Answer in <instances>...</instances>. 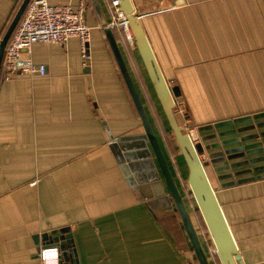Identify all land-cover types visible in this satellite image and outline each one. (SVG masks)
Instances as JSON below:
<instances>
[{
	"label": "crops",
	"instance_id": "obj_1",
	"mask_svg": "<svg viewBox=\"0 0 264 264\" xmlns=\"http://www.w3.org/2000/svg\"><path fill=\"white\" fill-rule=\"evenodd\" d=\"M23 1L0 0V44ZM112 1L87 0L90 59L73 38L34 45L30 57L46 66L44 76H7L2 67L0 264H42L40 250L55 247L44 235L65 228L72 235L67 264H200L154 154L151 167L137 157L141 118L100 27L115 13ZM131 1L168 82L180 88L199 142L217 132H200L205 127L264 111V0ZM114 33L216 264L195 223L188 167L137 48ZM221 150L203 151L208 176L245 264H264V170L250 171L264 162L231 168L243 159L222 161Z\"/></svg>",
	"mask_w": 264,
	"mask_h": 264
},
{
	"label": "water",
	"instance_id": "obj_2",
	"mask_svg": "<svg viewBox=\"0 0 264 264\" xmlns=\"http://www.w3.org/2000/svg\"><path fill=\"white\" fill-rule=\"evenodd\" d=\"M30 1L31 0L23 1L16 17L8 28L0 44V73L3 67L6 45ZM118 1L119 10L126 18L129 30L133 37V43L135 44L143 62L149 81L168 122L172 136L176 141L188 167L187 185L196 204V208L199 211L209 233V238L215 248V255L218 257L220 264H245L238 244L236 243L229 223L219 203L215 189L208 176L206 164L202 160L201 156L203 155L204 150L222 149L217 154L222 161L230 162L240 158L243 159L240 162L232 163L229 166L231 168H238L264 162V111L228 120L227 118H224L223 120L205 127L200 132H203L204 130H216L217 132L209 135L208 138H202L200 142L195 144L189 133L180 124L175 112L176 100L181 96L180 88L172 86L168 82L149 41L141 16L136 13L132 1ZM107 22V20L103 19L102 25L105 26ZM103 30L106 34L126 86L130 92L134 105L141 118L144 135L139 139L141 142L136 150L137 157L147 162L149 164L148 166L151 167L152 156L154 154L165 178L170 194L174 199L176 208L181 216L184 229L199 263L210 264L208 253L201 242L200 235L196 230L185 201L178 189L157 134L141 99L140 93L120 50L115 33L108 27H104ZM243 123L250 124L228 130H222L226 127L237 126ZM214 138H219L221 141L211 146H205L203 144L206 140ZM149 146L152 151H150ZM210 158L213 159L214 156L211 155ZM262 170H264V166L255 167L250 171L258 172ZM254 179L255 178H252V180ZM71 238L72 235L70 234L69 228L44 235L45 240L50 241L52 245L59 248L60 252H63L64 260H62L61 257L59 264H67L64 263L68 256L66 252L68 246L66 245L65 240Z\"/></svg>",
	"mask_w": 264,
	"mask_h": 264
},
{
	"label": "built area",
	"instance_id": "obj_3",
	"mask_svg": "<svg viewBox=\"0 0 264 264\" xmlns=\"http://www.w3.org/2000/svg\"><path fill=\"white\" fill-rule=\"evenodd\" d=\"M112 6L115 13L112 14L105 26L100 27L122 31L127 39L133 42L126 18L119 10V1L113 0ZM87 11V0H70L69 4L59 5H52L48 0H32L5 51L3 67L7 76L23 74L35 77L46 74V66L36 64L30 57L33 47L37 43L63 45L70 39L76 38L80 42L82 57L85 60L90 59V43L94 27L89 26L86 22ZM175 112L180 124L182 122L181 125L189 133L192 141L195 144L198 143V133L186 120L184 101L176 100ZM208 246L209 254L215 257V248L212 242ZM60 253L57 247L44 248L40 250L39 258L42 264H59Z\"/></svg>",
	"mask_w": 264,
	"mask_h": 264
},
{
	"label": "rangeland",
	"instance_id": "obj_4",
	"mask_svg": "<svg viewBox=\"0 0 264 264\" xmlns=\"http://www.w3.org/2000/svg\"><path fill=\"white\" fill-rule=\"evenodd\" d=\"M195 213H196V215H195L196 217L194 218V219H196L195 220L196 221L195 223H196V225H198V227L200 229L201 236H203L204 240L207 241V243L209 244L210 241H211L209 239V237H208L209 233H208V231H207V229L205 227V224L203 222V219H202L199 211L196 209V204H195ZM209 255L211 256V254H209ZM215 260H216L215 263L217 264V259H215Z\"/></svg>",
	"mask_w": 264,
	"mask_h": 264
},
{
	"label": "trees",
	"instance_id": "obj_5",
	"mask_svg": "<svg viewBox=\"0 0 264 264\" xmlns=\"http://www.w3.org/2000/svg\"><path fill=\"white\" fill-rule=\"evenodd\" d=\"M167 123H168V122H167ZM168 126H169V125H168ZM205 227H206V226H205ZM208 237H209V235H208ZM210 243H211V241H210ZM215 259H217V264H220V261H219V259H218L217 256L214 257V260H215ZM215 262H216V260H215Z\"/></svg>",
	"mask_w": 264,
	"mask_h": 264
}]
</instances>
